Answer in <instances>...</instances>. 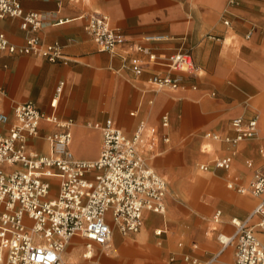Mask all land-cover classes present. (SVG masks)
I'll list each match as a JSON object with an SVG mask.
<instances>
[{"label":"crops","instance_id":"obj_1","mask_svg":"<svg viewBox=\"0 0 264 264\" xmlns=\"http://www.w3.org/2000/svg\"><path fill=\"white\" fill-rule=\"evenodd\" d=\"M23 7L47 15L35 33L44 44L60 42L65 57L52 62L0 50L1 104L11 121L13 103L26 101L72 121L70 147L88 161L100 157L103 144L94 123L112 119L131 136L144 122L141 149L168 183L166 212L146 210L140 231L115 227L109 247L94 244L92 259L81 252L86 239L76 236L65 258L72 264H234L236 242L224 246L219 236L233 235L234 219H246L261 201L238 187L264 171V0H23ZM86 10L108 14L125 39L160 59L190 50L197 72L180 76L177 87L157 86L152 75L169 70L150 63L136 74L123 55L99 50L80 17ZM21 23L0 17V30L20 46L33 34ZM152 35L162 39H146ZM129 56L148 59L138 51ZM238 117H257V134L238 144L205 136H233ZM56 129L43 120L32 147L48 152L46 136ZM227 156L230 168L215 167V159Z\"/></svg>","mask_w":264,"mask_h":264},{"label":"built area","instance_id":"obj_2","mask_svg":"<svg viewBox=\"0 0 264 264\" xmlns=\"http://www.w3.org/2000/svg\"><path fill=\"white\" fill-rule=\"evenodd\" d=\"M6 16L20 18L22 27L33 34L20 46L0 30V50L37 54L52 62L64 60L60 42L44 44L35 33L46 14L26 11L23 0H0V17ZM80 17L98 49L123 55L136 74L150 63L165 66L167 74L156 73L150 79L159 87H177L180 76L198 70L190 50L179 48L160 59L151 48L125 39L108 14L86 10ZM146 39L160 40L162 36ZM132 51L143 52L148 59L129 56ZM2 96L0 89V125L5 126L0 128V264H72L65 252L76 236L86 239L82 255L92 259L94 244L109 247L115 227L123 234L135 233L143 226L146 210L166 212L167 180L150 164L140 145L144 122L131 136L112 119L94 123L103 132V144L100 157L88 161L77 158L70 147L72 121L45 113L33 101L14 102L15 119L11 121L2 108ZM43 120L57 126L46 136L48 152L31 145L42 137ZM167 123L168 117L164 116ZM232 125L233 136L223 137L216 132H206L205 136L238 144L257 134L258 119L238 117ZM214 163L217 168L227 169L232 158H217ZM200 168L211 169L209 164ZM229 187L234 184L229 183ZM238 190L260 196L261 201L246 219H234L237 230L233 235L220 234L219 239L224 246L236 242L234 264H264V171L257 172L248 186ZM256 216L258 221L253 224Z\"/></svg>","mask_w":264,"mask_h":264},{"label":"bare ground","instance_id":"obj_3","mask_svg":"<svg viewBox=\"0 0 264 264\" xmlns=\"http://www.w3.org/2000/svg\"><path fill=\"white\" fill-rule=\"evenodd\" d=\"M161 229V228H160ZM81 252H83V251H81ZM77 253V252H76ZM71 254V253H70ZM81 254V253H80ZM69 255V254H68ZM72 258V257H71ZM78 258H79V256H78Z\"/></svg>","mask_w":264,"mask_h":264}]
</instances>
